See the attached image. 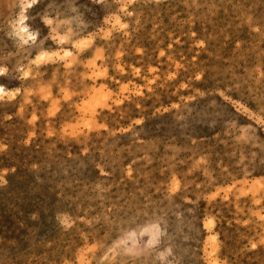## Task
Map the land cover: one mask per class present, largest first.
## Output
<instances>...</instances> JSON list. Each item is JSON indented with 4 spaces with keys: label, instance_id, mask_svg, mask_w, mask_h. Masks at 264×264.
Segmentation results:
<instances>
[{
    "label": "rangeland",
    "instance_id": "rangeland-1",
    "mask_svg": "<svg viewBox=\"0 0 264 264\" xmlns=\"http://www.w3.org/2000/svg\"><path fill=\"white\" fill-rule=\"evenodd\" d=\"M0 85V264H264V0H0Z\"/></svg>",
    "mask_w": 264,
    "mask_h": 264
},
{
    "label": "bare ground",
    "instance_id": "bare-ground-1",
    "mask_svg": "<svg viewBox=\"0 0 264 264\" xmlns=\"http://www.w3.org/2000/svg\"><path fill=\"white\" fill-rule=\"evenodd\" d=\"M18 31L19 33H21V35L23 34H27V35H31L26 27V24L24 25L23 23L19 25L18 27ZM25 35V36H27ZM5 88L3 86L0 85V92H4Z\"/></svg>",
    "mask_w": 264,
    "mask_h": 264
}]
</instances>
